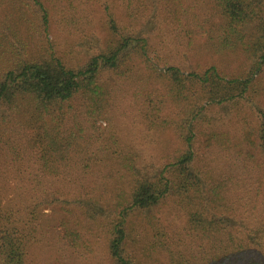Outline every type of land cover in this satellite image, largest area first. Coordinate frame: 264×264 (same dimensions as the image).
<instances>
[{
    "label": "trees",
    "instance_id": "16d2710c",
    "mask_svg": "<svg viewBox=\"0 0 264 264\" xmlns=\"http://www.w3.org/2000/svg\"><path fill=\"white\" fill-rule=\"evenodd\" d=\"M5 187L0 264L49 239L107 264H264V0H0Z\"/></svg>",
    "mask_w": 264,
    "mask_h": 264
},
{
    "label": "rangeland",
    "instance_id": "374dc122",
    "mask_svg": "<svg viewBox=\"0 0 264 264\" xmlns=\"http://www.w3.org/2000/svg\"><path fill=\"white\" fill-rule=\"evenodd\" d=\"M52 36L54 37L55 44L58 45L59 49L70 51L71 57H76L75 59L81 58L79 49L75 46V38L68 35L65 32L52 29ZM157 46V39L151 37ZM192 53L187 52L183 47H179L170 42H165L162 46L161 51H159L160 58L163 62H167L170 65L177 66L182 72H189L196 69L199 66H202L204 59L195 55L191 58ZM226 109L222 107H210L204 113L206 117L210 118L212 121L219 119L224 124L228 119L229 115L226 113ZM131 118H121L120 122L126 123L129 122ZM172 120V117H169V122ZM132 121V120H131ZM104 126V124H101ZM219 126V125H218ZM125 137H130L133 134H125ZM154 143L148 145L147 150L143 151V155L148 157L149 155L155 159H159L167 147H172L175 145V136L172 132L165 130L158 137L152 136ZM8 187V186H7ZM9 189V188H7ZM0 188V204L5 206L14 198L13 190L7 191ZM105 249L101 245L95 246L91 254H85L84 252H75L72 250H61L60 245L57 244L53 239L43 240L40 244L34 246L30 254V264H107L105 258Z\"/></svg>",
    "mask_w": 264,
    "mask_h": 264
}]
</instances>
